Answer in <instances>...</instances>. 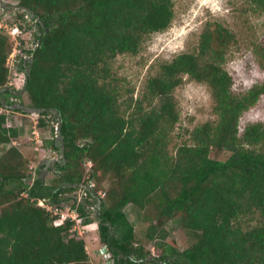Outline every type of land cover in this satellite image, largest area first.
Listing matches in <instances>:
<instances>
[{
    "label": "trees",
    "instance_id": "16d2710c",
    "mask_svg": "<svg viewBox=\"0 0 264 264\" xmlns=\"http://www.w3.org/2000/svg\"><path fill=\"white\" fill-rule=\"evenodd\" d=\"M247 1V10L264 13V0ZM18 6L24 21L31 11L39 41L33 59L18 63L29 71L27 106L41 109V127L55 118L56 136L46 144L61 158L53 167L42 161L27 181L30 160L14 143L23 128L0 111V264H92L85 239L70 232L75 222L56 226L38 204L73 201L75 207L78 197L68 195L90 179L96 185L85 189L78 211L88 224L99 208L100 239L114 264H264V122L240 132L241 117L264 95V82L234 91L226 63L237 34L219 20L207 22L195 50L161 63L140 96L131 89L125 97L113 63L120 54H137L148 35L171 25L173 0H19ZM10 50L0 33L4 108L21 97L20 90L6 89ZM255 53L264 68V44L256 43ZM186 76L207 85L216 117L175 143L181 119L175 91ZM213 151L230 155L213 158ZM87 159L94 163L90 179ZM46 167L54 171L49 180ZM128 204L149 222L146 239L155 241L158 256L137 236ZM172 219L193 239L185 249L167 231Z\"/></svg>",
    "mask_w": 264,
    "mask_h": 264
},
{
    "label": "rangeland",
    "instance_id": "374dc122",
    "mask_svg": "<svg viewBox=\"0 0 264 264\" xmlns=\"http://www.w3.org/2000/svg\"><path fill=\"white\" fill-rule=\"evenodd\" d=\"M0 1L8 5L6 11L14 18L21 12L18 6L19 0ZM173 2L175 14L171 25L166 30L148 35L137 54H120L115 59L113 63L114 73L121 82L125 97L131 94L129 91L131 89H134L135 98L140 96L146 78L155 73L161 63L171 61L181 52L195 50L204 26L213 20L225 23L238 37V43L232 48L226 63V68L234 79V91L237 93L244 92L253 85L264 82V68L259 64L255 53V44H264V13L247 10L249 7L247 0H173ZM0 7L3 6L0 5ZM17 19L27 26L31 25L30 20L24 21L19 17ZM31 28L32 26L29 27V29ZM26 36H30V34L28 33ZM9 68L10 82H16V85H12L10 82L8 85L22 90L26 81L24 80L26 70L18 69V65H9ZM20 94V98L11 97V99L29 105L30 100L27 92L22 91ZM175 95L181 111V119L175 131V143H179L188 140L190 131L198 124L213 120L216 116L213 112V99L206 84L186 76L184 83L176 89ZM0 111H5L12 117L13 125L23 128V133L14 143L29 158L32 177L27 181H33L37 177V168L42 161L49 159L51 163H54V159L61 158L59 151L46 144L47 140L56 136L57 122L53 116H50L48 126L41 127L38 123L39 115L36 113H23L10 107H0ZM258 121L264 122V95L254 107L241 117L240 132L244 131L247 124ZM35 125H37L41 137L45 141V150H36L35 143L30 139L31 131ZM229 155L230 152L228 151H213L211 154L213 158L222 160L228 158ZM86 170L87 166L85 165V172H87ZM43 173L47 180L54 175V171L47 167L43 169ZM107 188L108 183H104V189L107 190ZM84 192L82 188H78L68 196L72 197L71 200H74L75 197L81 199L84 197ZM104 192V190L99 191L101 198L105 197L102 196ZM72 204L73 201H69L65 207ZM65 207L63 212L67 213ZM125 211L136 228L137 236L148 243L146 233L149 222L142 219V212L133 204H128ZM98 214L99 208L91 216L92 221L88 224L84 222V225L79 228L83 233L81 237L86 238L89 245V256L92 264H114L111 253L108 252L107 246L100 239L98 218L96 217ZM167 231L177 241L180 249H185L193 242L192 237L181 227L177 219L169 221ZM148 248L151 249L154 256H158L155 241L149 242ZM143 264L163 263L146 261Z\"/></svg>",
    "mask_w": 264,
    "mask_h": 264
},
{
    "label": "built area",
    "instance_id": "2783aa9c",
    "mask_svg": "<svg viewBox=\"0 0 264 264\" xmlns=\"http://www.w3.org/2000/svg\"><path fill=\"white\" fill-rule=\"evenodd\" d=\"M17 16V15H16ZM18 17V16H17ZM14 18L12 15L7 13L6 8L0 7V33L3 35H6L9 38V43L11 45V50L8 54L7 58V66L14 65L17 66L18 63L23 59L30 58L33 54V50L38 46L39 41L37 40V37L35 36V19L33 15L29 14L27 12L26 18L31 21V24H33V27L31 29L28 28L27 25H25L23 22L18 21L19 19ZM37 21V20H36ZM30 34V36H26L27 34ZM31 41V42H30ZM26 72V71H25ZM25 79L26 80V73ZM23 80V81H24ZM26 82V81H25ZM10 84H15L16 82H10ZM18 85V82H17ZM11 122L8 121V126H11ZM30 139L35 143V149L36 150H45L44 144L45 141L41 137L40 131L37 128V125L34 126V129L31 131ZM93 161L90 159H87L85 162V165L87 166V174L86 178L90 179L91 177V170L93 167ZM32 168V166H31ZM96 185L95 181L90 179L88 182V185H83L80 188H82L84 191L86 188H92ZM85 194V192H84ZM106 192L102 193V196H105ZM82 198H78L77 206H67L65 207V210H67V213H64V207L60 206H54L48 202L45 201V199H39L38 204L41 206H44L48 211L51 212L52 216L55 217L54 224L56 226L63 225L64 222L68 219H71L74 221V225L70 229V232L73 235L82 236L83 233L80 231L79 228L84 225V217L81 216V214L78 211V205L80 204Z\"/></svg>",
    "mask_w": 264,
    "mask_h": 264
},
{
    "label": "water",
    "instance_id": "95a60500",
    "mask_svg": "<svg viewBox=\"0 0 264 264\" xmlns=\"http://www.w3.org/2000/svg\"><path fill=\"white\" fill-rule=\"evenodd\" d=\"M0 5L3 6L4 8H7L8 7V5L3 4L1 1H0ZM27 12L32 15V13H31L30 10H27ZM33 57L34 56L32 55L30 58L25 59V61H27L28 59H33ZM25 70H26V75H28V72L29 71H28V67L27 66H26V69ZM6 89H13V86L8 85V86H6ZM25 90L26 89L23 88L22 90H20V92L25 91ZM20 92H17V93H20ZM9 107L11 109L20 108V109H23L24 111H26L28 113H36V114H39L41 112V109L32 108V107H29V106H27L25 104H22L20 102H16V103H14L13 105H11ZM61 123H62V121H61V119H59V124L61 125ZM59 127H58V129H59ZM56 160H58V159H54V161H56ZM104 248H106V246H104Z\"/></svg>",
    "mask_w": 264,
    "mask_h": 264
},
{
    "label": "crops",
    "instance_id": "0c3cea01",
    "mask_svg": "<svg viewBox=\"0 0 264 264\" xmlns=\"http://www.w3.org/2000/svg\"><path fill=\"white\" fill-rule=\"evenodd\" d=\"M126 212V211H125ZM129 217V216H128ZM130 219V218H129ZM131 221V220H130ZM84 238V237H83ZM85 239V241H86V238H84ZM86 245H87V250H88V253H89V245H88V243H87V241H86Z\"/></svg>",
    "mask_w": 264,
    "mask_h": 264
},
{
    "label": "flooded vegetation",
    "instance_id": "af4514ba",
    "mask_svg": "<svg viewBox=\"0 0 264 264\" xmlns=\"http://www.w3.org/2000/svg\"><path fill=\"white\" fill-rule=\"evenodd\" d=\"M51 166L53 167V163H51Z\"/></svg>",
    "mask_w": 264,
    "mask_h": 264
}]
</instances>
